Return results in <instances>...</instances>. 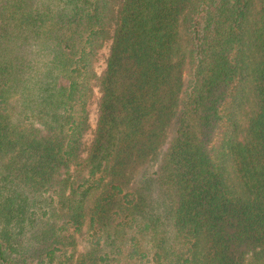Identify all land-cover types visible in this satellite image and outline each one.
I'll list each match as a JSON object with an SVG mask.
<instances>
[{
	"label": "trees",
	"instance_id": "trees-1",
	"mask_svg": "<svg viewBox=\"0 0 264 264\" xmlns=\"http://www.w3.org/2000/svg\"><path fill=\"white\" fill-rule=\"evenodd\" d=\"M71 3L17 121L0 71V264H264V0Z\"/></svg>",
	"mask_w": 264,
	"mask_h": 264
},
{
	"label": "rangeland",
	"instance_id": "rangeland-1",
	"mask_svg": "<svg viewBox=\"0 0 264 264\" xmlns=\"http://www.w3.org/2000/svg\"><path fill=\"white\" fill-rule=\"evenodd\" d=\"M72 9L71 0H0V71L16 70L15 76L5 77L9 83L6 98L12 121H17L20 118V111L27 108V105L33 104L32 101L35 100L39 87L45 82L46 76L43 74L45 67H54L57 38L60 32L56 23L62 17L67 20L72 14ZM35 29H38L39 35L33 32ZM62 33L68 36L70 29H63ZM109 45V42L105 43L98 51L94 63L97 73H100L106 64ZM26 90L30 95L24 94ZM98 97L99 92L95 87L87 106L88 129L83 135L86 146L90 143L96 123ZM32 123L34 127L38 126L34 119L25 124L28 126ZM164 147L162 146L159 150L160 154H162ZM4 154V152L0 153V160L4 159ZM157 163L158 158L154 159L151 164H147L144 169V172H147V180L138 181L141 186L145 187L150 205L151 197L156 204H159L163 199L160 190L151 184L150 179V175L157 168ZM3 167L5 165H2L1 162L0 172L6 170ZM5 173L7 172L5 171ZM138 176L136 173L135 177ZM87 222V220L84 221L85 224H83L81 232L75 236L76 246L75 250H72L74 253L71 262H75L81 254L93 248L89 235L91 230L87 229ZM43 226L41 223H37L33 228L28 227L26 230L28 235L25 236L24 240L26 245L29 242H34V238L30 234H40L46 230ZM99 249L104 251L106 247L102 245Z\"/></svg>",
	"mask_w": 264,
	"mask_h": 264
}]
</instances>
